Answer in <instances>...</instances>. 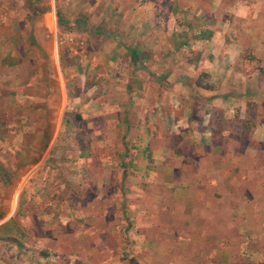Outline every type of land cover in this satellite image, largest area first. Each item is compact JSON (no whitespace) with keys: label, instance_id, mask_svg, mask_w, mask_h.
Listing matches in <instances>:
<instances>
[{"label":"crops","instance_id":"0c3cea01","mask_svg":"<svg viewBox=\"0 0 264 264\" xmlns=\"http://www.w3.org/2000/svg\"><path fill=\"white\" fill-rule=\"evenodd\" d=\"M87 1L92 12L97 0ZM54 2L32 17L20 1L0 0V116L17 114L15 99L23 124L0 130V164L21 183L17 213L54 219L52 241L66 257L87 235L65 239L79 215L103 241L129 220L141 263L176 264L162 256L179 249L187 264H264V138L253 147L256 129L244 131L241 146L235 127L236 113L264 117V0H100L98 48L94 16L59 22ZM79 52L89 59L84 76L100 79L76 94L81 84L67 78L75 67L59 56ZM44 116L55 122L48 130ZM78 116L94 138L83 147L70 129ZM15 213H3L0 227Z\"/></svg>","mask_w":264,"mask_h":264},{"label":"rangeland","instance_id":"374dc122","mask_svg":"<svg viewBox=\"0 0 264 264\" xmlns=\"http://www.w3.org/2000/svg\"><path fill=\"white\" fill-rule=\"evenodd\" d=\"M20 1L23 8H25V11L27 10L29 15H40L42 11H44L46 8V2L50 0H18ZM54 4L57 8V17L60 18V20L65 19L68 21H72L74 23V20H77L82 23H86L88 17L94 16L92 20L94 22L91 25V29L97 28L94 30H97V33L93 36H95L94 45L98 48L100 43V34L106 35L103 30L101 29L100 22V14H102V11L97 4L100 0H97L95 3H93V9L92 12L87 11V0H54ZM60 3L64 5V11L62 12L60 10ZM86 3V4H85ZM91 5V4H90ZM89 6V5H88ZM32 9L34 12H32ZM96 13V14H94ZM58 20L59 22H61ZM86 21V22H85ZM88 24V23H87ZM83 26V25H82ZM77 23V26L75 29H79L83 31V27ZM72 25H61L62 30H67L68 28H72ZM90 29V30H91ZM100 31H99V30ZM77 31V30H76ZM92 31V30H91ZM78 32V31H77ZM94 33V31H93ZM114 41V36L103 38L102 42H105L107 40ZM57 48L60 51H67L68 46L65 39H60L57 42ZM82 48H79L78 51H82ZM47 56H44L45 62L47 61ZM59 59L61 62L66 63L69 62L70 66L75 67V72L69 73L67 75V78L71 81L77 82L81 84V88L77 87L73 90L74 93L79 94L81 91H83V85L88 84L90 82H95L100 79L94 78V75L90 77V75L84 76L83 68L84 66L88 65V57H84L82 52L76 53L70 57H68L66 54L63 56H59ZM49 61V59H48ZM84 61L86 63H84ZM48 64V62L46 63ZM89 67V66H87ZM86 67V68H87ZM94 74V73H93ZM58 81L60 82V86H62V77L61 75L58 76ZM103 78V77H102ZM12 91V90H11ZM16 91L17 94H19L20 89L13 90ZM98 89L95 90V93L93 95L97 94ZM14 94V92H11ZM48 95V92L44 90V92L41 91V96L46 98ZM13 102H15V105L12 106L13 116H6L5 119L0 116V130L3 131V127L5 129H10L12 132L18 131L21 126L23 125L21 123V116H18V114L21 112L19 111L21 109L20 101L19 103L13 99ZM252 112L255 107L248 106ZM257 112H260V109L258 110L256 108ZM8 111V110H7ZM10 114L12 115L11 111ZM79 115V114H77ZM229 116V115H226ZM236 116V129H241V135L237 136L238 143L242 146L244 143H248L246 136H243L242 132H249L251 130L256 129L254 137H252L253 141H249V143L254 147L257 145V141L260 140L261 136L264 138L263 133L264 132V117L260 116H243L242 114H235ZM78 120V124H74L75 126L70 127L72 133L75 132V139L81 147L83 145L87 146L89 144H92L94 142V138L90 135V133L87 131L85 122H81L80 116ZM42 123L44 125L45 129H50L55 122H53V116H44ZM96 125L100 126V120H97L95 122ZM256 123L258 126H256ZM66 124V122L63 121V125ZM103 124V123H102ZM69 125V124H68ZM77 125V126H76ZM259 125L262 126V128H258ZM74 135V134H73ZM158 136V135H157ZM87 138V140H86ZM101 138L100 135L97 136V139L99 140ZM46 139V137H45ZM177 140V137H172L171 142H174ZM179 140V138H178ZM246 140V141H245ZM237 143V144H238ZM116 144L114 141L113 146ZM262 145L264 146V142H262ZM9 156V155H6ZM10 158V157H9ZM72 159L75 160V158L72 157ZM71 157H67L65 160L72 161ZM1 160V159H0ZM11 170L7 169L3 163L0 164V213H6L11 207L16 210V213L14 217L7 223L3 224L0 227V264H148L147 260L145 259L144 263H141L137 259H135L136 255L134 254V243H135V226L129 222L126 218L124 219L125 225L121 228V233L119 231L112 232L110 236H108V239H104L105 235L103 231L99 228L98 225L93 226L94 228H91L90 226H87L86 224H82V218L79 215L74 216L73 219L77 221H81L79 227L77 229L72 228L70 225L68 229L66 230V240L67 238L71 236L70 230H74L77 232H80V229L83 231L84 229L87 230V235H78L80 237V240L77 239V241L70 242L71 250L69 253V257H66L64 253L67 252L65 248H63L60 243L57 244L52 241V235L50 234V229L48 225H52L54 222V219L48 218L45 219L44 224H39V217L32 214V217L25 216L24 214L17 213L19 211V205L16 206V201L12 198L13 196L18 193L21 183L19 182L18 175H7V173H10ZM12 177V181H9ZM17 177V178H15ZM6 180V181H5ZM73 195V194H71ZM76 195V193L74 194ZM74 197V196H73ZM80 197L78 195V198L75 196L73 199L74 206L75 205H81V203L84 200H79ZM85 199V198H84ZM178 213V212H177ZM0 214V215H1ZM39 218V219H38ZM183 216L180 218H177L175 221V224L173 225L174 228L181 231ZM109 220V218H106V221ZM2 221V220H0ZM43 221V220H42ZM76 225V224H75ZM54 232L57 229H60V226L53 225ZM163 229V228H162ZM156 236L157 237H170L171 233H164L160 232L159 230H156ZM83 234V233H81ZM182 234V232H181ZM119 237L122 238V244L119 243ZM116 239V242H115ZM118 240V241H117ZM102 244H100V242ZM81 245L83 248L79 249V245ZM78 245V246H77ZM101 245V246H100ZM76 248V249H75ZM75 249V251H73ZM73 251V252H72ZM165 252V251H164ZM163 252V254H164ZM174 253L172 255H168V252L162 258H168L171 261L178 262L176 264H187L183 261H185L184 257L180 255L179 249H175L171 251ZM86 256V257H84ZM163 258V259H164ZM178 258V261H177ZM60 260V262H59ZM61 261H64L63 263Z\"/></svg>","mask_w":264,"mask_h":264},{"label":"trees","instance_id":"16d2710c","mask_svg":"<svg viewBox=\"0 0 264 264\" xmlns=\"http://www.w3.org/2000/svg\"><path fill=\"white\" fill-rule=\"evenodd\" d=\"M58 19L60 20V18L58 17ZM2 217V214L0 215V218Z\"/></svg>","mask_w":264,"mask_h":264}]
</instances>
